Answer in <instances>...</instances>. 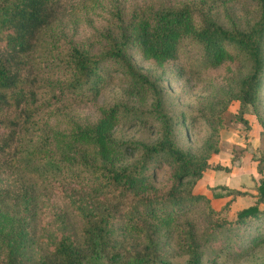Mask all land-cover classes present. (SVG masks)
<instances>
[{
	"label": "trees",
	"instance_id": "16d2710c",
	"mask_svg": "<svg viewBox=\"0 0 264 264\" xmlns=\"http://www.w3.org/2000/svg\"><path fill=\"white\" fill-rule=\"evenodd\" d=\"M241 1L250 8L234 6ZM104 2V23L92 25L86 0H0V264H169L175 256L209 264L216 248L263 242L261 152L251 191L211 186L213 196H227L215 207L194 185L220 150L231 101L244 128L264 127V0L94 1ZM81 20L89 30L80 31ZM131 51L192 74L247 66L203 113L210 136L201 148L180 145L184 113L174 118L159 78L138 69ZM113 79L124 95L80 119L70 105L95 99ZM125 124L155 135H115ZM237 197L250 202L236 207Z\"/></svg>",
	"mask_w": 264,
	"mask_h": 264
},
{
	"label": "rangeland",
	"instance_id": "374dc122",
	"mask_svg": "<svg viewBox=\"0 0 264 264\" xmlns=\"http://www.w3.org/2000/svg\"><path fill=\"white\" fill-rule=\"evenodd\" d=\"M95 1V0H94ZM94 1H87L86 17L90 18L89 24L100 25L104 23L105 7L107 2L103 5H96ZM100 1V0H98ZM150 0H123V6L128 7H142L148 4ZM90 3H94L93 7H89ZM251 3L249 1H241L234 6L239 8H250ZM86 9V8H85ZM82 3L76 4V12L82 16L83 13ZM252 14V13H251ZM79 29L81 32H85L90 29L88 23L81 20ZM131 61L134 62L136 67L140 69L150 78L155 77L157 84L162 88L165 97V107L169 112L175 114L179 111L183 112L185 119L178 124L179 129V143L183 147L190 151H195L199 147L201 148L208 140L210 136V127L203 118V113L209 111L215 105V99L232 87L233 79L247 70V66L239 61H230L222 64L218 67L206 69L200 73H189L186 69L184 71L176 70L175 61H166L161 65L156 64L153 60L142 58L137 52H130ZM125 85L119 79H113L106 83L98 96L90 101L79 102L71 104L73 112L84 120H90L96 116V106L104 105L110 101L116 100L124 95ZM262 103L264 109V91L262 92ZM147 99L146 103H148ZM236 101H231L227 109L221 114L223 128L220 134L219 152L211 153L208 162L209 166L205 168L197 179L194 185V191L205 190L207 195L211 198L214 206H218L224 201L226 196H213L209 187L216 185H227V180L233 175H237L242 178L243 182L241 187L250 186L254 182V178L250 176V179L246 176V165L244 164V152L248 154H254V159L260 155L261 150L264 151V127H261L256 121L249 123V128H244V124L235 119L234 113L236 110ZM145 106V105H144ZM264 117V114H263ZM135 124H125L119 128H116L114 133L117 136L123 138H138L140 136L152 138L155 135V130L149 127H142ZM242 148L243 153L235 160H230L232 153L237 155L238 151ZM232 151V153H231ZM264 155V153H263ZM227 162L231 164L230 169L233 172L226 171L224 169H215V165ZM237 169L235 165L238 163ZM247 164V162L245 161ZM232 164L234 167H232ZM164 168H159L156 171V175L153 178L155 183H161L164 175ZM257 177V174H256ZM248 181V185L244 184V181ZM237 183V182H236ZM230 184H232L230 182ZM245 185V186H244ZM229 187V186H228ZM216 192H222L221 189L216 188ZM243 199H239L234 205H241ZM172 227V226H171ZM174 228V227H173ZM176 231L173 230L172 235H175ZM248 241H243L239 252H233L228 249L227 246L222 248H216L211 252L210 256H214L209 264H264V241L254 244L248 247ZM209 256V257H210ZM211 259V257H210ZM186 258L184 256H175L169 259V264H183Z\"/></svg>",
	"mask_w": 264,
	"mask_h": 264
},
{
	"label": "crops",
	"instance_id": "0c3cea01",
	"mask_svg": "<svg viewBox=\"0 0 264 264\" xmlns=\"http://www.w3.org/2000/svg\"><path fill=\"white\" fill-rule=\"evenodd\" d=\"M219 151H221V150H219ZM218 151V152H219ZM261 153H262V155H263V153H264V151L263 150H261ZM244 157L242 158V160H244V164H242V167L243 166H245L246 165V167H247V170L245 171L246 172V176L248 177V179H250V176L251 177H253L254 178V180H255V178H256V169H255V166H256V159L255 160H252V159H254V154H252V153H250V154H248V152H244ZM245 161L247 162V164L245 163ZM219 164H224V165H226L227 167H231V164H228L227 165V162H225V163H220L219 162ZM239 164H241L240 162L237 164V165H235V167H236V169H237V167H238V165ZM232 167H234V165L232 164ZM239 168V167H238ZM226 171H229V172H233V169H228V170H226ZM234 177H230L228 180H227V182H229V184H228V186L229 187H234V188H239L240 186L239 185H242V183H240V182H243L242 181V178H239L237 175H233ZM230 182L232 183V184H230ZM237 182V183H236ZM248 181H244V184L247 186L248 184ZM244 185V186H245ZM252 185H253V183L250 185V186H247V187H244V188H248L250 191L252 190V189H250L251 187H252ZM242 188V187H241ZM197 192H201V193H204V194H206L207 195V193H206V191L205 190H201L200 191V188H199V190L197 191ZM208 196V195H207ZM226 198H227V196H226ZM225 198V199H226ZM224 199V200H225ZM239 199H243V203L241 204V205H234V206H236V207H239V206H243V205H245V204H247V203H249L250 202V199L249 198H246V197H237L236 198V200H235V204H236V201L238 202V200ZM210 201H211V203H212V200H211V198H210ZM222 203V202H221ZM220 203V204H221ZM219 204V205H220ZM212 205H213V203H212ZM218 205V206H219ZM214 206V205H213ZM218 206H215V207H218Z\"/></svg>",
	"mask_w": 264,
	"mask_h": 264
}]
</instances>
